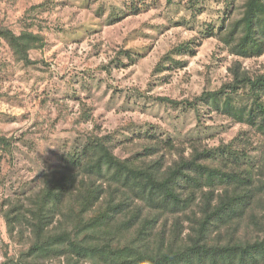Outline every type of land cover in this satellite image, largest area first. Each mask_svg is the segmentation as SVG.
I'll list each match as a JSON object with an SVG mask.
<instances>
[{
    "label": "rangeland",
    "instance_id": "rangeland-1",
    "mask_svg": "<svg viewBox=\"0 0 264 264\" xmlns=\"http://www.w3.org/2000/svg\"><path fill=\"white\" fill-rule=\"evenodd\" d=\"M241 2L0 0V26L41 33L47 42L30 52L36 63L25 66L0 39V136L12 140L11 153L0 147V264L32 241L30 230L11 235L10 204L27 201L41 188L43 173L92 131L115 137L121 159L157 132L175 146L154 157L164 155L166 167L225 145L259 154L263 137L247 125L203 106L196 111L163 101L195 102L221 89L236 64L252 76L264 74V55L239 56L216 35L239 17L234 9ZM186 44L193 53L180 51ZM188 216L179 215L184 235Z\"/></svg>",
    "mask_w": 264,
    "mask_h": 264
},
{
    "label": "trees",
    "instance_id": "trees-1",
    "mask_svg": "<svg viewBox=\"0 0 264 264\" xmlns=\"http://www.w3.org/2000/svg\"><path fill=\"white\" fill-rule=\"evenodd\" d=\"M234 12L239 17L216 35L239 56L264 55V0H242ZM0 39L25 66L36 63L31 51L47 45L41 33L4 26ZM180 51L194 50L186 44ZM231 72L230 83L195 102L163 101L196 111L203 106L247 125L263 137L259 154L225 145L166 167L164 155L154 157L175 146L157 132L121 159L115 137L92 131L43 173L27 201L10 204L11 235L30 230L32 241L1 264H264V74L252 76L240 64ZM0 147L11 153L12 140L0 136ZM181 214L189 215L186 235Z\"/></svg>",
    "mask_w": 264,
    "mask_h": 264
}]
</instances>
